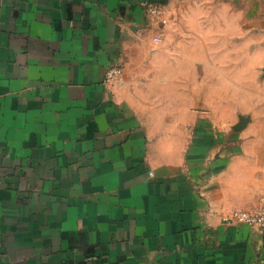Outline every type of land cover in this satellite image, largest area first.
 <instances>
[{"label": "crops", "instance_id": "0c3cea01", "mask_svg": "<svg viewBox=\"0 0 264 264\" xmlns=\"http://www.w3.org/2000/svg\"><path fill=\"white\" fill-rule=\"evenodd\" d=\"M232 1L264 36V0ZM183 5L0 0V264H264V231L224 221L264 194V111H204L220 51L179 45Z\"/></svg>", "mask_w": 264, "mask_h": 264}, {"label": "rangeland", "instance_id": "374dc122", "mask_svg": "<svg viewBox=\"0 0 264 264\" xmlns=\"http://www.w3.org/2000/svg\"><path fill=\"white\" fill-rule=\"evenodd\" d=\"M243 16V7L232 0H184L175 23V31L179 36L176 41L180 46L211 45L219 48L221 85L205 86L206 93L211 92V96L203 109L213 113L223 104L228 106L229 101L235 98L236 116L233 125L237 132L251 125H263L260 116L255 118L252 114L255 110L264 111V101L260 98L264 97V36L256 28L248 30ZM167 61H173L172 65L170 63L173 69L161 70L157 76L180 78L187 72L174 64L184 62V53L171 55ZM210 61L212 63V59ZM250 62L252 70L246 69L251 65ZM209 72L208 77L216 82L217 71L212 69ZM154 103L160 105L164 102L152 101L151 105Z\"/></svg>", "mask_w": 264, "mask_h": 264}, {"label": "built area", "instance_id": "2783aa9c", "mask_svg": "<svg viewBox=\"0 0 264 264\" xmlns=\"http://www.w3.org/2000/svg\"><path fill=\"white\" fill-rule=\"evenodd\" d=\"M144 14L149 18H158L161 16V8L152 2L144 1ZM165 22L164 20H162ZM155 41H160L158 37ZM121 75L119 67H110L105 73L107 81L118 79ZM226 223H233L237 225H246L252 228H257L264 231V194L260 195L259 205L255 210L234 209L230 212L224 220Z\"/></svg>", "mask_w": 264, "mask_h": 264}]
</instances>
